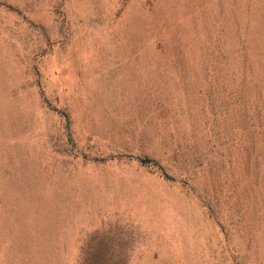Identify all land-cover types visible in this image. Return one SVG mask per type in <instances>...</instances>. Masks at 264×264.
<instances>
[{"label":"rangeland","instance_id":"374dc122","mask_svg":"<svg viewBox=\"0 0 264 264\" xmlns=\"http://www.w3.org/2000/svg\"><path fill=\"white\" fill-rule=\"evenodd\" d=\"M0 264H264V0H0Z\"/></svg>","mask_w":264,"mask_h":264},{"label":"trees","instance_id":"16d2710c","mask_svg":"<svg viewBox=\"0 0 264 264\" xmlns=\"http://www.w3.org/2000/svg\"><path fill=\"white\" fill-rule=\"evenodd\" d=\"M68 135H69V133H68ZM140 160V162L142 163V164H144V165H150L151 163H153V164H156L154 161H152V160H150V159H147V158H144V159H139Z\"/></svg>","mask_w":264,"mask_h":264}]
</instances>
